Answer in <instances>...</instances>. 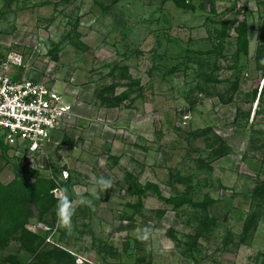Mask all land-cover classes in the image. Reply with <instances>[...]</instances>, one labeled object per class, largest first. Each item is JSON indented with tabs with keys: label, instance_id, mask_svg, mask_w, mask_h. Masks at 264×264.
<instances>
[{
	"label": "rangeland",
	"instance_id": "374dc122",
	"mask_svg": "<svg viewBox=\"0 0 264 264\" xmlns=\"http://www.w3.org/2000/svg\"><path fill=\"white\" fill-rule=\"evenodd\" d=\"M263 13L259 0H0L9 72L73 111L36 155L0 142L2 182L29 168L56 182L0 264H264ZM99 177L112 187L98 199Z\"/></svg>",
	"mask_w": 264,
	"mask_h": 264
},
{
	"label": "built area",
	"instance_id": "2783aa9c",
	"mask_svg": "<svg viewBox=\"0 0 264 264\" xmlns=\"http://www.w3.org/2000/svg\"><path fill=\"white\" fill-rule=\"evenodd\" d=\"M259 1L264 7V0ZM11 56L0 55V136L15 153L33 156L73 116L72 103L54 85L13 77L8 69Z\"/></svg>",
	"mask_w": 264,
	"mask_h": 264
},
{
	"label": "trees",
	"instance_id": "16d2710c",
	"mask_svg": "<svg viewBox=\"0 0 264 264\" xmlns=\"http://www.w3.org/2000/svg\"><path fill=\"white\" fill-rule=\"evenodd\" d=\"M236 30L239 45L245 49L248 41L245 25L240 24ZM261 90L262 87L259 94ZM0 142H2L1 136ZM28 171L32 180H27L21 174H16L8 182L0 180V242L11 238L18 229H21L22 237L32 233L25 226L28 218L33 215L34 210H37L38 215L42 214L55 202L51 191L56 186L53 177L42 175L35 169L29 168ZM165 200L178 206L191 199L181 196L167 197ZM22 243L28 248L25 239H22Z\"/></svg>",
	"mask_w": 264,
	"mask_h": 264
},
{
	"label": "clouds",
	"instance_id": "9594fccd",
	"mask_svg": "<svg viewBox=\"0 0 264 264\" xmlns=\"http://www.w3.org/2000/svg\"><path fill=\"white\" fill-rule=\"evenodd\" d=\"M261 63L264 64V59L261 60ZM65 178H67V174L65 175ZM95 185L96 187L94 189L93 195L99 199L100 194L112 187V181L104 177H99L95 180ZM74 195L80 205L94 209L93 202L87 199L83 193L74 192ZM74 213L75 209L72 204V199L69 196L68 188L63 187L59 189V195L57 196V203L55 206L57 225L61 228H64L68 234H71L73 229L72 216Z\"/></svg>",
	"mask_w": 264,
	"mask_h": 264
},
{
	"label": "crops",
	"instance_id": "0c3cea01",
	"mask_svg": "<svg viewBox=\"0 0 264 264\" xmlns=\"http://www.w3.org/2000/svg\"><path fill=\"white\" fill-rule=\"evenodd\" d=\"M247 38H249V37H248V33H247Z\"/></svg>",
	"mask_w": 264,
	"mask_h": 264
}]
</instances>
